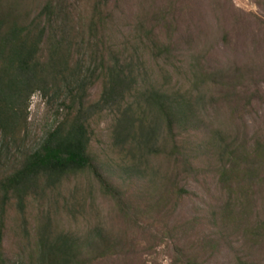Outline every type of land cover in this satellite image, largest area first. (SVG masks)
Returning <instances> with one entry per match:
<instances>
[{
	"label": "trees",
	"instance_id": "obj_1",
	"mask_svg": "<svg viewBox=\"0 0 264 264\" xmlns=\"http://www.w3.org/2000/svg\"><path fill=\"white\" fill-rule=\"evenodd\" d=\"M199 1L0 0V264H106L128 247L115 228L132 209L172 239L175 264H203V250L191 252V235L177 230L192 179L217 183L222 233L245 223L264 242V222L251 228L246 220L264 215V125L252 135L244 117L238 128L208 127L211 103L200 88L217 82L207 74L211 25L198 15ZM236 74L237 87L249 89L243 105L256 109L254 83ZM37 91L63 99L66 115L37 148L21 149ZM106 113L112 154L175 161L173 200L166 191L138 199L142 189L125 193L103 173L94 123ZM193 131L197 144L208 139L206 149L188 150ZM108 197L116 209L104 218L98 203ZM242 240L233 247L225 239L235 264H255L241 256L254 239Z\"/></svg>",
	"mask_w": 264,
	"mask_h": 264
},
{
	"label": "rangeland",
	"instance_id": "obj_2",
	"mask_svg": "<svg viewBox=\"0 0 264 264\" xmlns=\"http://www.w3.org/2000/svg\"><path fill=\"white\" fill-rule=\"evenodd\" d=\"M139 1L144 0H134L133 3ZM199 9L201 12L198 15L203 24L211 25L209 32L211 35L205 39L209 48L206 56H213L208 66L212 70L207 74L217 82L200 88L206 101L211 103L207 108L208 127L211 129L213 123L214 127L221 131L233 126L238 128L243 125L238 120H243L244 117L247 124L245 126L250 129L249 134L252 135L254 128L257 129L258 125H264V0H200ZM225 70L232 72L226 75ZM236 73L245 74V79H250L254 83L251 91L259 95L254 98V101L252 98L250 101L254 102L256 109L249 110L250 106L247 101L243 105L249 89L237 87L238 74ZM98 92L93 91L94 94ZM62 101L63 99H50L49 95L41 91L33 95L28 110L25 134L22 137L23 142L20 143L21 149L24 146L37 148L46 135L58 125L66 115V109L61 106ZM241 107L245 108L241 109ZM212 119L216 120L211 122ZM255 119L256 125L253 122ZM112 121L109 113H106L97 123H94L96 135L103 143L99 151L105 155L104 158L107 160V162L103 160L101 164L103 173L125 193H133V190L142 189L143 193L137 194L138 199L145 194L157 197L166 191L170 193L171 200H173L169 180L170 176H173L175 161L164 154L140 157L138 153L137 160L131 162L124 151L118 158L110 152L109 148L111 141L109 129ZM201 130L204 131V127ZM201 136L205 137L203 133ZM190 137L192 140L188 142L189 151L206 149L209 145L206 138L204 143L197 144L199 137L195 131L190 134ZM8 150L14 152L16 148L9 147ZM134 166H137L140 172L132 177ZM137 182L138 185L134 186L133 183ZM187 187L189 193L186 196L185 209L188 216L180 220L181 223L178 224L177 230L179 234L187 231L191 235L189 238L195 247L190 251L194 252L196 248L202 249L203 264H235L234 249L232 250L229 244L232 243L233 247H239L243 242L242 239L247 236L254 239V245L251 244L253 247L250 245V249L248 248L241 256H248L247 260L251 263L264 264V242L257 237L254 238L253 235H247L246 230L244 231L245 223L235 229L225 227V233L221 232L220 229L225 222H222L219 214L225 202L217 194V183L212 181L206 187H202L196 183L195 179H192ZM207 193H213L215 197ZM98 205L102 209L104 218L107 213H115L114 203L109 197L99 200ZM212 206L215 212L212 210L210 212ZM159 210H155L149 216L153 217L152 215L157 214ZM128 214L125 215V220L118 219L117 224L120 230L115 228L116 235L121 237L118 243L122 241V244L127 243L128 247L119 256L115 255L106 261V264H175L176 256L171 254L172 239L165 237L163 240V235L159 231L149 228L146 220L147 213L141 214L132 209ZM110 219L113 221L111 217ZM246 220L247 225L252 228L264 222V215L261 219L251 216ZM110 223L105 224L110 225ZM132 230L133 233H131ZM179 234L177 237H182ZM225 239L231 240L228 246Z\"/></svg>",
	"mask_w": 264,
	"mask_h": 264
}]
</instances>
